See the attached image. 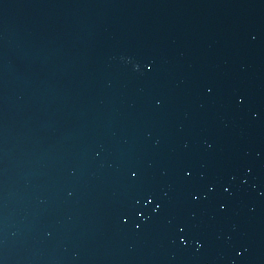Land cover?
I'll return each mask as SVG.
<instances>
[{
    "label": "water",
    "instance_id": "1",
    "mask_svg": "<svg viewBox=\"0 0 264 264\" xmlns=\"http://www.w3.org/2000/svg\"><path fill=\"white\" fill-rule=\"evenodd\" d=\"M0 264H264V0H0Z\"/></svg>",
    "mask_w": 264,
    "mask_h": 264
},
{
    "label": "snow or ice",
    "instance_id": "2",
    "mask_svg": "<svg viewBox=\"0 0 264 264\" xmlns=\"http://www.w3.org/2000/svg\"><path fill=\"white\" fill-rule=\"evenodd\" d=\"M132 175H133V177H135L137 174L133 171Z\"/></svg>",
    "mask_w": 264,
    "mask_h": 264
}]
</instances>
